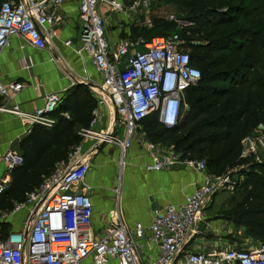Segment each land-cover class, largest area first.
<instances>
[{"label":"built area","instance_id":"obj_1","mask_svg":"<svg viewBox=\"0 0 264 264\" xmlns=\"http://www.w3.org/2000/svg\"><path fill=\"white\" fill-rule=\"evenodd\" d=\"M158 1L0 2V53L14 36H21L31 47L47 49L56 34L54 29L67 23L63 6L76 3L83 44L79 53L89 56L102 78L101 85L93 91L97 100L93 118L89 127L79 132L83 142L73 148L67 162L58 164L51 176L27 193L23 201L16 202L11 211H0L2 222L24 210L29 211L23 229L4 234L0 231V264H83L90 258L93 264H109L111 260L118 264H264V243L245 248L222 243L191 247V240L201 234L198 226L212 198L218 193L234 192L246 177L240 175L235 180L241 168L212 176L205 160H183L174 145L148 139L143 126L146 119L155 116L166 129L180 123L184 108L188 106L187 91L200 82L201 71L193 65L180 34L150 40L128 36L121 37L117 44L111 42L102 10L142 15L145 17L143 26L150 29L153 8ZM169 21H176V17L170 16ZM71 44V41L66 42L67 46ZM23 89L20 82L5 83L0 71V112L17 116L32 127L53 126L56 122L53 114L64 93L48 94L42 108L28 113L19 105L6 104ZM103 110L107 111L106 120ZM65 117L70 119L68 114ZM99 125H102L101 130L96 129ZM120 125L125 128L124 139L116 134ZM262 138L254 133L249 135L242 142V157H255ZM136 139L140 140L150 160L146 171L163 172L185 165L206 174L205 181L182 205L155 210L149 227L136 223L130 228L117 210L110 214L106 227L96 233L91 187L86 183L92 168V155L101 145L108 144L120 148L121 154L123 151L127 154ZM87 141L93 143L88 152L84 150ZM3 160L10 173L24 164L22 154L12 150ZM9 184V179L0 180V195L7 191ZM142 242L149 250H157L155 258L147 257Z\"/></svg>","mask_w":264,"mask_h":264},{"label":"trees","instance_id":"obj_2","mask_svg":"<svg viewBox=\"0 0 264 264\" xmlns=\"http://www.w3.org/2000/svg\"><path fill=\"white\" fill-rule=\"evenodd\" d=\"M165 1L187 14L193 25L179 28L154 18L152 28H135L129 37L137 30L133 38L147 40L179 31L202 77L187 91L189 109L176 127L166 129L152 116L143 121L145 132L153 142L174 144L183 160H205L212 176L242 168L240 175L246 179L237 186L242 203L230 215L248 237L264 243V162L242 157V142L264 127V0ZM96 107L86 86L78 85L64 94L53 126L31 128L19 144L24 164L12 170L11 184L0 195L1 211H11L58 164L69 160L83 142L78 129L89 127ZM1 228L8 232L10 223Z\"/></svg>","mask_w":264,"mask_h":264},{"label":"crops","instance_id":"obj_3","mask_svg":"<svg viewBox=\"0 0 264 264\" xmlns=\"http://www.w3.org/2000/svg\"><path fill=\"white\" fill-rule=\"evenodd\" d=\"M63 11L68 16L67 23L54 29L56 34L47 49L31 47L21 36H14L0 53L2 80L5 83L20 82L24 86L18 95L6 102L9 106L19 105L22 111L32 113L43 107L48 94L54 92L65 94L78 85L86 86L95 98L93 91L101 85L102 78L89 56L84 52L79 53L83 44L78 23V6L74 2L68 3L63 6ZM102 12L107 20V36L115 44L123 37L122 32L128 34L131 32V26L144 27L141 21L145 18L142 15L115 13L107 8ZM67 41H71L72 44L67 46ZM103 112V119L106 120L107 111L103 110ZM56 117L57 115L53 116L55 121ZM31 128L32 126L19 117L0 112V180L9 179L11 184L12 176L3 156L9 150L21 153L19 144L28 136ZM81 129H78V133ZM101 129L102 125H99L97 130ZM139 142V139H136L131 151L127 152L125 164L124 157L121 160V150L117 146L101 145L92 155V168L86 177V182L91 187L90 195L94 207L93 229L96 233L106 227L110 221V214L117 210L121 219L130 228L136 223L149 227L155 210H164L169 205H182L205 181L206 174L196 172L185 165H178L172 170L163 172L146 171L145 166L150 160ZM92 144L90 141L85 142L84 150L88 152ZM121 161L124 165H121ZM236 191V194L225 192L229 193L230 197L218 203L216 197L219 194L212 198L211 206L209 210L203 212V220L198 226L204 232L191 240V247L217 243L231 245L227 242V237L232 234L233 227L237 226L241 231H245L244 227L235 223L230 214L229 219L225 218L226 214L224 215L238 204L235 195L241 196L238 206L242 203L241 190ZM23 212L25 213L21 216L19 227H13L11 223L14 216L6 219L5 222H2L0 217V231L3 223H10L9 231L23 229V222L29 211ZM213 214L219 215L212 216ZM216 216L219 219L214 220ZM244 241V247L260 243L252 237H247ZM142 245L147 257L157 256L155 248L149 250L144 242ZM83 264H93V261L90 258ZM109 264L118 263L111 260Z\"/></svg>","mask_w":264,"mask_h":264},{"label":"rangeland","instance_id":"obj_4","mask_svg":"<svg viewBox=\"0 0 264 264\" xmlns=\"http://www.w3.org/2000/svg\"><path fill=\"white\" fill-rule=\"evenodd\" d=\"M180 10L179 9H177L170 1H165V0H160V1H158L155 5H154V8H153V14H152V16H153V18H165L166 20H168L169 21V17L170 16H175L176 17V21H173L175 24H177L178 26H180V27H187V26H190V25H193L190 21H188L186 18H187V14H185V15H183V12L181 13V12H179ZM134 17V16H133ZM143 18V17H142ZM145 18V17H144ZM144 21H145V19H142V21L141 22H143L144 23ZM170 22V21H169ZM135 28H137V29H139V28H141V27H134V26H131V31L133 30V29H135ZM124 30V29H123ZM172 32V31H171ZM170 32V33H171ZM176 31H174V34H180V32L179 31H177L176 33H175ZM131 33V32H130ZM129 33V34H130ZM140 33V30H137L136 32H134L132 35H133V37H134V34L136 35V34H139ZM122 34H123V36H130L128 33H126L125 31L124 32H122ZM127 34V35H126ZM172 34V33H171ZM133 37H131L132 39H136V38H133ZM150 40V39H149ZM141 50V49H140ZM188 105V104H187ZM189 109V105L186 107V108H184V111H183V115H182V119H183V117H184V115H185V113H186V111ZM181 119V120H182ZM97 129V128H96ZM256 130V131H255ZM254 131H253V133H254V135L257 137V138H262V137H264V129L263 130H261V129H255ZM252 133V134H253ZM117 135L121 138V139H124L125 138V135H126V133H125V128L122 126V125H120L119 127H118V133H117ZM140 141V140H139ZM166 144H170V145H174V144H171V143H166ZM133 147V146H132ZM131 147V148H132ZM131 148H130V151H131ZM257 149H258V152L255 154V157L254 158H252L251 159V162H257V163H259V162H264V148H263V146L261 145V143H258V146H257ZM121 160H122V154H121ZM125 162H126V157L124 158V164H125ZM123 163H122V165H124ZM122 168H123V166H121ZM244 168H246V167H244ZM242 169V168H241ZM122 170V169H121ZM240 173H241V170L238 172V173H236V175H235V180L240 176ZM87 183V182H86ZM237 190V189H236ZM234 191V192H229V193H231V194H236V192L237 191ZM229 193H225V192H223V193H221V194H219L217 197H216V202L218 203L219 201H221L222 199H224V198H229L230 197V194ZM235 197L237 198V205H236V207H234L231 211L233 212V211H235L236 209H237V207H238V205H239V203H240V198H241V196L239 195H235ZM240 197V198H239ZM210 206H211V204L206 208V210H209V208H210ZM205 210V211H206ZM227 210V209H226ZM230 210H228L227 211V213H224V215H225V218H228L229 219V214H231L230 212H231ZM24 213L25 212H21V213H18L17 215H15L12 219H11V223L13 224V227H19L20 226V223H21V216H24ZM223 214V213H222ZM215 215H219V214H213L212 216H215ZM217 217V216H216ZM222 218V217H221ZM223 218H224V216H223ZM222 218V219H223ZM216 219H219L218 217L217 218H214V220H216ZM212 221H213V219H212ZM234 228V230L232 231V234H230L228 237H227V242L228 243H230L233 247H235V248H245L244 247V240H246L247 239V235H246V233H245V231L243 230V231H241L240 230V228L239 227H237V226H234L233 227ZM240 231H241V233H240ZM199 232H201V234L204 232V231H201V230H199ZM200 234V235H201Z\"/></svg>","mask_w":264,"mask_h":264},{"label":"water","instance_id":"obj_5","mask_svg":"<svg viewBox=\"0 0 264 264\" xmlns=\"http://www.w3.org/2000/svg\"><path fill=\"white\" fill-rule=\"evenodd\" d=\"M261 145H262L263 148H264V137L261 139Z\"/></svg>","mask_w":264,"mask_h":264},{"label":"bare ground","instance_id":"obj_6","mask_svg":"<svg viewBox=\"0 0 264 264\" xmlns=\"http://www.w3.org/2000/svg\"><path fill=\"white\" fill-rule=\"evenodd\" d=\"M123 157H124V158L126 157V153H125L124 151L122 152V158H123Z\"/></svg>","mask_w":264,"mask_h":264}]
</instances>
